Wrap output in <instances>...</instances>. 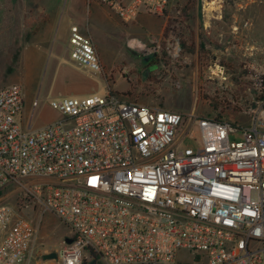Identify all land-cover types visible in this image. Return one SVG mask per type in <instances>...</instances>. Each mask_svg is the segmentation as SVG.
I'll return each instance as SVG.
<instances>
[{
  "label": "built area",
  "instance_id": "obj_1",
  "mask_svg": "<svg viewBox=\"0 0 264 264\" xmlns=\"http://www.w3.org/2000/svg\"><path fill=\"white\" fill-rule=\"evenodd\" d=\"M95 1L126 23L143 8L163 16L170 2ZM68 50L103 72L77 25ZM181 51V41L168 43L172 58ZM252 80L263 93V67ZM23 104L20 84L0 88V193L18 186L19 211L40 206L70 229L59 264H190L178 262L181 250L193 264H264V99L245 127L127 102L111 89L50 100L62 118L39 128L33 114L23 121ZM194 124L198 148L179 149ZM37 241L36 226L0 204V264L29 261Z\"/></svg>",
  "mask_w": 264,
  "mask_h": 264
},
{
  "label": "rangeland",
  "instance_id": "obj_2",
  "mask_svg": "<svg viewBox=\"0 0 264 264\" xmlns=\"http://www.w3.org/2000/svg\"><path fill=\"white\" fill-rule=\"evenodd\" d=\"M74 1L0 0V87L12 83L23 87V121L33 114L36 128L61 119L49 101L71 95L56 90L53 58L39 71L32 68L26 75L19 55L35 38L54 36V42L62 47L63 64L85 70L90 82H95L91 94L111 89L127 102L193 113L199 118L222 117L237 127L253 124L257 102L264 95L257 92L252 80L254 69L264 68V0H170L165 15L157 16L143 8L128 23L97 1L85 0V32L104 65L102 73L81 67L64 47L61 31L70 11L75 10ZM191 39L195 40L194 53L185 52L182 46L183 41L190 45ZM132 41L144 50L131 47ZM177 41H181L182 51L172 58L167 46ZM147 48L152 52H146ZM153 52L158 54L154 62L150 61ZM75 84L82 85L79 80ZM182 138L179 149L198 148L197 125ZM19 195L18 186H9L0 193V204L13 207L17 215L37 228L39 247L28 264H59L44 260L43 255L55 252L72 232L40 206L19 211ZM193 261L187 251H179L178 262Z\"/></svg>",
  "mask_w": 264,
  "mask_h": 264
},
{
  "label": "crops",
  "instance_id": "obj_3",
  "mask_svg": "<svg viewBox=\"0 0 264 264\" xmlns=\"http://www.w3.org/2000/svg\"><path fill=\"white\" fill-rule=\"evenodd\" d=\"M74 2H75V7H74L75 10L73 9L74 11H70V16H67L66 24L63 26L62 31H61L62 33L61 37L65 38L64 47L66 48L68 52H69L68 35H69V29L72 25H77L84 34H87L85 32V24H84L85 23V6L83 4L85 0H80V3H78L76 0ZM71 16H74L73 19H71ZM217 21L218 19L215 20V22ZM54 38H55L54 36L52 38H45V39L35 38L33 41H31L30 43H27L23 47V50L21 51L19 55H20L22 64L25 66L26 75L29 74L30 71H32V68H34L36 72L39 71L40 67L43 64H45L46 60L48 61L49 58L50 59L53 58L52 79H54V84L58 92H62L63 94H71L68 96H87L93 93L96 87L95 82L93 81L90 82V77L87 75L85 70L83 71L76 70L70 66L63 64L64 56L61 54L62 47L58 45L56 41L54 42ZM101 64L103 67L104 65L102 62ZM103 71H104V67H103ZM78 80L79 82H81L82 84L81 86H77L75 84V81L77 82ZM1 87H4V86H1ZM50 123H53V121H51ZM36 128H39V127H36ZM48 253H50V251ZM28 262L29 261L24 262L22 264H28Z\"/></svg>",
  "mask_w": 264,
  "mask_h": 264
},
{
  "label": "trees",
  "instance_id": "obj_4",
  "mask_svg": "<svg viewBox=\"0 0 264 264\" xmlns=\"http://www.w3.org/2000/svg\"><path fill=\"white\" fill-rule=\"evenodd\" d=\"M191 44L190 45H188L187 44V42H185V41H183V43H182V46H183V50H185V52L187 51L188 53H194L195 52V43H194V41L195 40H193V39H191ZM155 52H156V49H153ZM156 57H158V54L157 53H155V54H153V56H152V58H151V60L150 61H155L156 60ZM261 99H259V100H262V99H264V95H262L261 97H260ZM217 105H215V107H216ZM218 119H222V117H219Z\"/></svg>",
  "mask_w": 264,
  "mask_h": 264
},
{
  "label": "water",
  "instance_id": "obj_5",
  "mask_svg": "<svg viewBox=\"0 0 264 264\" xmlns=\"http://www.w3.org/2000/svg\"><path fill=\"white\" fill-rule=\"evenodd\" d=\"M65 242L66 243H71L72 242V239L67 238V239H65ZM43 259L44 260H56L57 259V254H56V252L47 253V254H45L43 256Z\"/></svg>",
  "mask_w": 264,
  "mask_h": 264
},
{
  "label": "bare ground",
  "instance_id": "obj_6",
  "mask_svg": "<svg viewBox=\"0 0 264 264\" xmlns=\"http://www.w3.org/2000/svg\"><path fill=\"white\" fill-rule=\"evenodd\" d=\"M208 5V4H207ZM218 71V70H217Z\"/></svg>",
  "mask_w": 264,
  "mask_h": 264
},
{
  "label": "flooded vegetation",
  "instance_id": "obj_7",
  "mask_svg": "<svg viewBox=\"0 0 264 264\" xmlns=\"http://www.w3.org/2000/svg\"><path fill=\"white\" fill-rule=\"evenodd\" d=\"M56 261V260H55Z\"/></svg>",
  "mask_w": 264,
  "mask_h": 264
}]
</instances>
